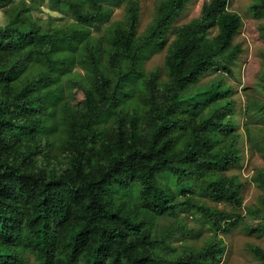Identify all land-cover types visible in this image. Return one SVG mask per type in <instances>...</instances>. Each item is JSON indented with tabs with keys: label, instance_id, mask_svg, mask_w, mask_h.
Masks as SVG:
<instances>
[{
	"label": "trees",
	"instance_id": "16d2710c",
	"mask_svg": "<svg viewBox=\"0 0 264 264\" xmlns=\"http://www.w3.org/2000/svg\"><path fill=\"white\" fill-rule=\"evenodd\" d=\"M190 1H162L142 34L137 0H50L67 24L41 26L18 8L0 26V264H218L219 232L264 236V170L252 178L261 203L244 217L201 200L242 206L244 183L227 171L241 165L243 135L264 159V105L247 103L242 134L223 80L186 95L206 74H233L243 53L229 0L173 28ZM124 4V20L97 39ZM167 45L163 80L145 61ZM187 209L213 231L199 249L156 229V217ZM249 250L264 264L263 249Z\"/></svg>",
	"mask_w": 264,
	"mask_h": 264
},
{
	"label": "rangeland",
	"instance_id": "374dc122",
	"mask_svg": "<svg viewBox=\"0 0 264 264\" xmlns=\"http://www.w3.org/2000/svg\"><path fill=\"white\" fill-rule=\"evenodd\" d=\"M140 6L139 28L140 34L145 33L156 18L157 7L164 0H137ZM210 0H191L185 12L178 17L173 24V28L188 24L193 19L200 16V11L205 3ZM253 0H229L228 9L240 15L243 20V27L235 37L234 44L242 45L243 53L240 59L233 65V74H226L223 71H215L204 75L200 84L191 89L186 95L195 96L201 91H205L217 79L223 80L224 84L231 88L232 97L236 101L235 119L239 122L240 132L244 134L246 118L244 109L247 103L258 100L264 105V36L261 28L264 27V17L257 18L253 12ZM126 4L114 7V11L109 24L93 30L97 39H105L106 28L114 22H121L125 18ZM18 8H25L33 20L41 26H62L70 19L62 12L60 7L53 5L50 0H9L4 7L0 8V26H6L11 16ZM174 31L169 33L170 43L174 39ZM217 31H213L212 36H216ZM168 54V45L157 52H153L145 61V69L148 72L160 70L163 80H166L165 63ZM75 72L81 76L85 75V70L77 66ZM77 101L83 99V95L78 93ZM244 144L241 145L243 160L238 167L227 171L228 176L238 175L244 183L242 191L243 202L241 207H234L223 203H213L204 200L209 207L225 210L229 213L246 214V208L252 205H259L263 198V192L252 181L257 170H264V159L261 154L255 152L251 144L247 141V136L243 135ZM156 229L160 234L168 233L172 238V245L177 248L189 246L199 249L204 246L207 240L213 236V231L200 214L194 210L187 209L179 212L176 217H156ZM262 221L252 223L254 226ZM168 235V237H169ZM219 236L225 243V251L218 264H261L249 250V246H257L264 250V236L256 237L248 235L244 228L238 227L230 231H221ZM174 237V239H173ZM34 258L26 257V264H34Z\"/></svg>",
	"mask_w": 264,
	"mask_h": 264
}]
</instances>
